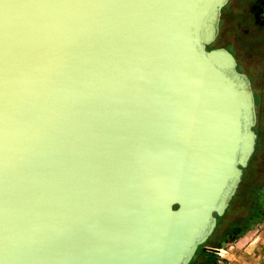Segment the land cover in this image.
Here are the masks:
<instances>
[{
  "label": "water",
  "instance_id": "obj_1",
  "mask_svg": "<svg viewBox=\"0 0 264 264\" xmlns=\"http://www.w3.org/2000/svg\"><path fill=\"white\" fill-rule=\"evenodd\" d=\"M229 1L0 0V264L191 262L257 140Z\"/></svg>",
  "mask_w": 264,
  "mask_h": 264
},
{
  "label": "rangeland",
  "instance_id": "obj_2",
  "mask_svg": "<svg viewBox=\"0 0 264 264\" xmlns=\"http://www.w3.org/2000/svg\"><path fill=\"white\" fill-rule=\"evenodd\" d=\"M238 2L239 0H231L224 8L225 29L227 28L232 37L241 38L250 54L260 55L262 49L253 40L264 37V8L261 11L256 7L259 0H241L240 4ZM258 113L256 128L261 132V141L258 142L259 145L256 144L257 148L255 146V151L245 167L237 191V201L234 206L226 209L212 235L200 246L203 254L199 255L194 264H226L233 253L248 250V245L253 241V254L255 252L256 255L249 262L264 264V113ZM240 238H243L242 242L238 246L234 245ZM233 245L228 250L229 253L223 252L222 249ZM207 253L216 254L218 257L212 260ZM259 255V261L254 262V258Z\"/></svg>",
  "mask_w": 264,
  "mask_h": 264
},
{
  "label": "flooded vegetation",
  "instance_id": "obj_3",
  "mask_svg": "<svg viewBox=\"0 0 264 264\" xmlns=\"http://www.w3.org/2000/svg\"><path fill=\"white\" fill-rule=\"evenodd\" d=\"M229 3H231V0L229 1ZM229 3L227 5H229ZM238 3L240 4L241 0H239ZM263 5H264V0H259L256 7L262 11V9L264 8V7H262ZM260 6H261V8H260ZM224 8L222 9L221 20L223 17L225 18V15H226ZM226 17H229V16H226ZM257 38H255L253 41L254 42L256 41L255 43H257L261 47L262 51H261L260 55L250 54L249 50H248L249 48H247L243 44L241 38H237V37L234 38L233 44H231V49H232V51H235V53L237 51L238 52L237 55L239 54V55L243 56V58L241 57L243 61H241V60L240 61L243 64H246L247 68L250 67L253 70V72H251L252 71L251 69H249L248 71L244 70L243 72H245L250 78L252 77V74H253V76H255V79H257V85L255 88V92H256V96H257L256 97V110H257V113L259 111L260 115H263V113H264V89H263L264 88V37H259L258 40H257ZM234 46H235V48H234ZM259 113H258V115H259ZM259 123L261 125V119H260ZM257 124H258V121H257L256 125ZM255 131L257 133L256 144L259 145L258 142L261 141V132L257 128H255ZM256 148H257V146H256Z\"/></svg>",
  "mask_w": 264,
  "mask_h": 264
},
{
  "label": "trees",
  "instance_id": "obj_4",
  "mask_svg": "<svg viewBox=\"0 0 264 264\" xmlns=\"http://www.w3.org/2000/svg\"><path fill=\"white\" fill-rule=\"evenodd\" d=\"M225 18L223 17L221 22H220V31H219V34L218 36L216 37V39L214 40L213 43H211L210 45H208V49H212V48H216V47H226L227 49H229L233 54L234 56L236 57L237 61H238V70L239 71H248L249 69H251L250 67L247 68V65L246 64H243L241 61L243 56L241 55H237V51L235 53V51H232L231 49V44H233V40H234V37H232L231 35H229V31H227V28L225 29ZM227 34V35H226ZM229 36V37H228ZM228 40V41H227ZM237 47V46H236ZM235 48V46H234ZM240 56V57H239ZM242 57V58H241ZM241 60V61H240ZM252 70V69H251ZM250 70V71H251ZM253 72V70L251 71ZM252 74V73H251ZM251 81H252V86H253V90H254V94H255V100H256V92H255V88H256V85H257V79H255V76H253L252 74V77H251ZM256 127H254V130H255ZM245 173V168H244V172H243V175ZM242 175V176H243ZM238 191V190H237ZM237 201V192L236 194L233 196V199L231 200L230 202V205L229 207L231 206H234L235 202ZM215 215L218 217V223L221 221V218L222 216H219L218 214L215 213ZM201 246V245H200ZM200 246L198 247L196 253H195V256L193 257V259L191 260V262L189 264H194V262L196 261V259L199 257V255L202 256L203 253L200 252ZM209 258H211L213 260V257H210L211 255L209 253H207Z\"/></svg>",
  "mask_w": 264,
  "mask_h": 264
},
{
  "label": "crops",
  "instance_id": "obj_5",
  "mask_svg": "<svg viewBox=\"0 0 264 264\" xmlns=\"http://www.w3.org/2000/svg\"><path fill=\"white\" fill-rule=\"evenodd\" d=\"M242 239L243 238L238 239L234 243V245L238 246L240 244V242H242ZM254 243H255V241L250 242V244L248 245V248H247L248 250L245 249L243 251L238 252L237 254L236 253H233L230 256V260H228L226 262V264H251L249 261L251 259H253L254 255H256L255 252L253 254V247L254 246H252V245H254ZM234 245L231 246V247H228L229 249L228 248L225 249L227 251V253H229L228 250H230V248L234 247ZM262 248H264V247H262ZM225 250L223 249V252ZM210 257H213V258H216L217 259L218 256L216 254H212ZM260 258H261V255H259V257L254 258V262H257V260L259 261ZM256 264H259V263L257 262Z\"/></svg>",
  "mask_w": 264,
  "mask_h": 264
},
{
  "label": "built area",
  "instance_id": "obj_6",
  "mask_svg": "<svg viewBox=\"0 0 264 264\" xmlns=\"http://www.w3.org/2000/svg\"><path fill=\"white\" fill-rule=\"evenodd\" d=\"M223 250V249H222ZM225 250V249H224ZM219 251V250H218ZM225 252H226V250H225ZM221 255H223L222 253H220Z\"/></svg>",
  "mask_w": 264,
  "mask_h": 264
}]
</instances>
